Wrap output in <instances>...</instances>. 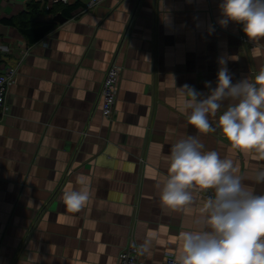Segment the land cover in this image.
I'll use <instances>...</instances> for the list:
<instances>
[{
	"label": "crops",
	"instance_id": "0c3cea01",
	"mask_svg": "<svg viewBox=\"0 0 264 264\" xmlns=\"http://www.w3.org/2000/svg\"><path fill=\"white\" fill-rule=\"evenodd\" d=\"M27 2L0 0V19ZM77 2L84 12L42 17L54 28L34 45L0 24L9 50L0 55L15 72L0 119V264H116L131 235L147 249L141 263L165 264L204 205L198 188L187 212L161 205L174 143L197 136L205 151L233 160L249 191L264 194L256 182L264 155L236 149L217 127L231 102L209 115L215 131L198 133L178 91L188 84L206 96L220 57L233 83L254 81L264 71V38L248 40L231 22L222 27L220 0H102L90 8L70 0ZM112 63L121 74L106 120L100 89ZM69 186L89 194L77 212L64 203Z\"/></svg>",
	"mask_w": 264,
	"mask_h": 264
},
{
	"label": "clouds",
	"instance_id": "9594fccd",
	"mask_svg": "<svg viewBox=\"0 0 264 264\" xmlns=\"http://www.w3.org/2000/svg\"><path fill=\"white\" fill-rule=\"evenodd\" d=\"M219 10L222 27L231 22L242 27L248 40L264 38V0H220ZM218 64L216 86L206 82V96L188 84L178 89L180 110L190 113L187 122L198 133H208L215 131L209 115L230 101L217 127L236 149L264 155V71L254 81L233 83L228 59L220 57ZM169 160V176L160 191L165 209L187 212L193 204L191 189L213 190L193 229L180 233L176 264H264V194L247 189L233 160L205 151L197 136L174 143ZM256 182L264 183V170L258 171ZM63 198L66 207L77 212L89 194L69 186Z\"/></svg>",
	"mask_w": 264,
	"mask_h": 264
},
{
	"label": "built area",
	"instance_id": "2783aa9c",
	"mask_svg": "<svg viewBox=\"0 0 264 264\" xmlns=\"http://www.w3.org/2000/svg\"><path fill=\"white\" fill-rule=\"evenodd\" d=\"M40 3L41 7L50 10L54 4H70V0H35ZM102 0H89L87 8L100 3ZM84 9H78L74 14L82 13ZM242 43L245 38H241ZM9 50L0 44V54H7ZM20 58H24L28 54V48L21 47L19 50ZM14 70L8 68L3 62L0 63V119L7 113L9 109L8 90L13 82ZM121 70L114 63L110 64L104 74V78L100 89V106L101 116L103 119L112 120L115 114V106L117 102L119 82ZM213 195V190H202L199 197L206 202L207 198ZM132 235L130 236L129 243L121 250L117 256L116 264H143L140 261L142 248L132 243ZM165 264H176L174 256L170 255L166 258Z\"/></svg>",
	"mask_w": 264,
	"mask_h": 264
},
{
	"label": "trees",
	"instance_id": "16d2710c",
	"mask_svg": "<svg viewBox=\"0 0 264 264\" xmlns=\"http://www.w3.org/2000/svg\"><path fill=\"white\" fill-rule=\"evenodd\" d=\"M82 8L78 2L70 5L56 3L50 10H46L35 0H28L24 11L10 18L0 19V24L15 29L27 45H34L45 38L54 28L52 22H40L42 17L53 18L58 14L70 17ZM2 62L3 59L0 55V63Z\"/></svg>",
	"mask_w": 264,
	"mask_h": 264
}]
</instances>
